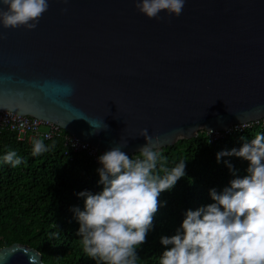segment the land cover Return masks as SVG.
Segmentation results:
<instances>
[{
	"label": "water",
	"instance_id": "1",
	"mask_svg": "<svg viewBox=\"0 0 264 264\" xmlns=\"http://www.w3.org/2000/svg\"><path fill=\"white\" fill-rule=\"evenodd\" d=\"M0 110L127 155L264 116V0H185L148 19L136 0H49L35 30L0 26ZM93 126H91V125ZM92 134L94 130L102 129ZM0 264H47L28 245Z\"/></svg>",
	"mask_w": 264,
	"mask_h": 264
},
{
	"label": "clouds",
	"instance_id": "2",
	"mask_svg": "<svg viewBox=\"0 0 264 264\" xmlns=\"http://www.w3.org/2000/svg\"><path fill=\"white\" fill-rule=\"evenodd\" d=\"M184 5L185 0H136L137 11L148 19H158L161 12L179 17ZM48 9L49 0H0V26L35 30ZM263 119L264 116L242 123H251L249 127H252L264 124ZM60 129L65 155L87 153L70 151L66 137H77ZM106 129L107 125L92 134ZM224 130L201 129L194 137L203 134L207 142L213 143L225 136L214 139L211 132ZM139 136L146 143L136 158L122 150L127 147V141L105 152L77 138L96 148L97 159L92 158L102 165L98 169L102 191L79 193L85 201L84 210L73 209L83 252L96 264H137V250L145 244L153 227L154 216L161 206V193L170 191L185 175V161L168 169L164 166L166 157L162 152L164 147L159 146L160 140L150 136L147 129ZM19 141L29 144L27 140ZM43 141L48 140L36 139L33 146L29 144L34 157L50 150ZM225 156L247 161V174L233 179L222 192L210 190L213 203L188 210L176 233L161 237L160 243L166 250L159 257V264H264V134H257L239 150L218 153L217 162ZM2 159L13 168L22 163L12 150ZM226 166L235 175L233 166L227 162Z\"/></svg>",
	"mask_w": 264,
	"mask_h": 264
},
{
	"label": "trees",
	"instance_id": "3",
	"mask_svg": "<svg viewBox=\"0 0 264 264\" xmlns=\"http://www.w3.org/2000/svg\"><path fill=\"white\" fill-rule=\"evenodd\" d=\"M257 134H264V124L228 134L213 143L199 134L162 148L164 166L171 169L185 161V175L170 191L161 193L153 227L137 250V264H159L166 250L161 237L174 235L188 210L213 203L210 190L222 192L233 179L247 174V161L225 156L218 163L217 154L239 150ZM43 142L50 150L34 157L33 147L17 140L13 132H0V249L19 243L39 251L47 264H96L83 252L73 209L84 210L85 201L79 193L102 191L98 173L102 165L85 152L65 155L63 137ZM10 150L22 160L15 168L2 159ZM138 153L129 157L136 158ZM226 162L233 166L235 175Z\"/></svg>",
	"mask_w": 264,
	"mask_h": 264
},
{
	"label": "built area",
	"instance_id": "4",
	"mask_svg": "<svg viewBox=\"0 0 264 264\" xmlns=\"http://www.w3.org/2000/svg\"><path fill=\"white\" fill-rule=\"evenodd\" d=\"M22 124L23 127H21ZM250 125L251 123H236L224 131L211 132V136L218 139L228 134L242 132ZM2 131L14 132L19 140H27L32 146L36 139L49 140L53 137H60L62 134L60 127L49 120L20 115L8 110H0V132ZM66 144L72 152L86 151L95 160L97 159L96 148L87 142L67 136Z\"/></svg>",
	"mask_w": 264,
	"mask_h": 264
}]
</instances>
